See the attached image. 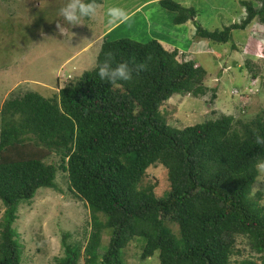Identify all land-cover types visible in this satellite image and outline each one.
<instances>
[{
  "label": "trees",
  "instance_id": "trees-1",
  "mask_svg": "<svg viewBox=\"0 0 264 264\" xmlns=\"http://www.w3.org/2000/svg\"><path fill=\"white\" fill-rule=\"evenodd\" d=\"M260 1L258 10L254 0L242 1L246 15L213 30L186 0L159 4L173 25L192 20L193 40L217 44L230 42L255 18L264 24ZM4 25L13 33V23ZM259 55L264 57V46ZM105 60L113 67L125 61L133 69L146 67L113 85L97 74ZM207 74L192 54L158 38L104 36L96 66L58 84L52 96L12 92L0 105V264H23L15 223L20 206L34 202L42 187L66 191L91 212L84 241L62 231L63 254L55 264H124L122 251L139 239L140 258L159 251L160 264H264V192L252 195L264 164V144L256 142L264 137V109L254 116L247 108L240 117L219 113L180 129L168 124L162 109L174 94L196 97L210 89L214 101ZM156 168L169 185L160 197L157 183L146 182L148 170ZM58 175L64 186L55 183ZM242 241L252 255L233 261Z\"/></svg>",
  "mask_w": 264,
  "mask_h": 264
},
{
  "label": "rangeland",
  "instance_id": "rangeland-1",
  "mask_svg": "<svg viewBox=\"0 0 264 264\" xmlns=\"http://www.w3.org/2000/svg\"><path fill=\"white\" fill-rule=\"evenodd\" d=\"M189 1L198 8L203 26L211 30L223 29L246 15L244 0ZM62 4L63 0H0V105L17 91L34 90L46 97L52 96L58 91V84L63 87L96 66L103 37L109 36L140 42L159 37L163 41L173 39L180 52L192 54L207 70L206 85L214 88V101L210 89L196 97L174 94L162 105L172 127L184 128L216 118L219 113L240 117L243 113L240 110L246 108L254 116L259 109H264V57L259 55L264 46V24H259L257 18L245 30H235L230 42L210 44L200 40L208 46L198 49L195 43L191 44L186 26L167 21L159 0H104L94 18L72 28L64 25L58 16ZM261 5L262 1L254 0L256 10ZM108 6L124 9L126 19L108 24L104 15ZM7 21L13 23V33L3 27ZM58 25L65 27L64 34ZM152 169L148 170L146 182L157 183L155 193L160 197L169 187L168 180L162 168ZM259 170L252 195L258 190L264 192V164ZM55 183L64 186L59 175ZM3 210L0 201V220ZM90 224L91 212L85 202L74 199L66 191L40 188L34 202L20 206L15 223L24 244L23 264H55L54 258L63 254L62 231L69 232L72 241H84L90 233ZM170 225L177 232L178 226ZM108 239L109 234L105 232L103 247ZM139 243L143 240L130 242L122 251L124 264H160L159 251L142 260ZM240 245L241 254L233 261L252 255L244 241ZM79 264L85 263L81 260Z\"/></svg>",
  "mask_w": 264,
  "mask_h": 264
},
{
  "label": "clouds",
  "instance_id": "clouds-1",
  "mask_svg": "<svg viewBox=\"0 0 264 264\" xmlns=\"http://www.w3.org/2000/svg\"><path fill=\"white\" fill-rule=\"evenodd\" d=\"M100 8L97 0H63L62 6L58 9V16L62 18L64 25L77 26L85 19H92L97 15ZM104 15L107 17L108 24H113L126 19L124 9L117 6H108ZM60 32L64 34L65 27L58 25ZM109 58L111 54H108ZM144 64H139L135 69L131 68L128 62L118 63L116 66H110L108 60L98 65V76L101 80L115 85L118 81L129 82L133 79V74H139L145 70ZM249 96V94L244 97ZM257 144H264V137L257 136Z\"/></svg>",
  "mask_w": 264,
  "mask_h": 264
},
{
  "label": "crops",
  "instance_id": "crops-1",
  "mask_svg": "<svg viewBox=\"0 0 264 264\" xmlns=\"http://www.w3.org/2000/svg\"><path fill=\"white\" fill-rule=\"evenodd\" d=\"M149 1H153V0H149ZM186 1L188 3H191L189 0H186ZM193 2H194V0H193ZM182 26H186L185 29H188L187 32H188L189 36L192 38L191 44H194L195 43V47H197L198 49H202V48L203 49H206V48H204V45L208 46L207 45L208 44L207 42H203V41L195 40V39L193 40V35H194V32H195V27H194V24H193L192 20L187 21V23L184 24V25H182ZM155 37H159V36H155ZM159 39L161 40L160 37H159ZM165 42L171 43L172 45L176 46L175 44H173V43H175V41L173 39H170V40L165 41Z\"/></svg>",
  "mask_w": 264,
  "mask_h": 264
},
{
  "label": "bare ground",
  "instance_id": "bare-ground-1",
  "mask_svg": "<svg viewBox=\"0 0 264 264\" xmlns=\"http://www.w3.org/2000/svg\"><path fill=\"white\" fill-rule=\"evenodd\" d=\"M55 185V184H54Z\"/></svg>",
  "mask_w": 264,
  "mask_h": 264
}]
</instances>
